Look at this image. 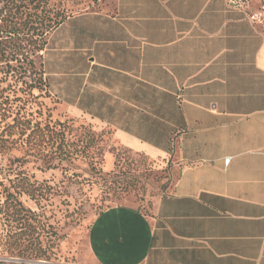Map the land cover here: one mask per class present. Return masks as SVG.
<instances>
[{"label":"crops","instance_id":"obj_1","mask_svg":"<svg viewBox=\"0 0 264 264\" xmlns=\"http://www.w3.org/2000/svg\"><path fill=\"white\" fill-rule=\"evenodd\" d=\"M262 6L114 0L61 25L69 59L54 72L69 112L177 167L151 214L97 216V264H264Z\"/></svg>","mask_w":264,"mask_h":264},{"label":"rangeland","instance_id":"obj_2","mask_svg":"<svg viewBox=\"0 0 264 264\" xmlns=\"http://www.w3.org/2000/svg\"><path fill=\"white\" fill-rule=\"evenodd\" d=\"M113 1L16 0L0 15V39L26 47V72L1 83L0 264H97L88 244L97 216L120 205L151 214L177 176L171 157L130 148L114 130L72 115L61 95L68 83L57 86L54 71L69 59L61 25Z\"/></svg>","mask_w":264,"mask_h":264},{"label":"trees","instance_id":"obj_3","mask_svg":"<svg viewBox=\"0 0 264 264\" xmlns=\"http://www.w3.org/2000/svg\"><path fill=\"white\" fill-rule=\"evenodd\" d=\"M2 1H5L3 6L0 7V15L6 11V7H9L10 5L14 6L16 0H0V3ZM9 5V6H7ZM4 18V17H3ZM2 31V30H1ZM8 33L12 34L14 33L13 31H8ZM15 36H19L20 32L14 33ZM26 47H24L23 43H16V44H10L8 40L2 38L0 39V65H2L3 62H5V65H7L9 68L7 70H3V68H0V73L3 72V76H0V113L1 110H5L4 104L6 102L5 100V88L2 86V82L4 81V77H15L16 75L20 74L22 75V72H26L25 68L23 70V67L21 65L23 64V57L20 58V56H25V50ZM11 61H19L21 62L20 65L18 66H12ZM21 69V70H20Z\"/></svg>","mask_w":264,"mask_h":264},{"label":"built area","instance_id":"obj_4","mask_svg":"<svg viewBox=\"0 0 264 264\" xmlns=\"http://www.w3.org/2000/svg\"><path fill=\"white\" fill-rule=\"evenodd\" d=\"M227 1L235 6L244 7L246 4L251 3L252 0H227ZM251 17L254 19L260 17V19H262L264 17V6H262L258 12H254L251 15ZM225 162H229V158H226Z\"/></svg>","mask_w":264,"mask_h":264}]
</instances>
